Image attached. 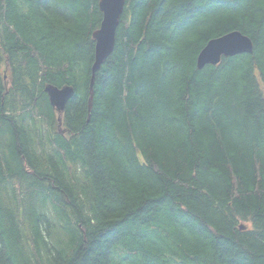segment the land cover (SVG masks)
I'll list each match as a JSON object with an SVG mask.
<instances>
[{"label":"trees","instance_id":"obj_1","mask_svg":"<svg viewBox=\"0 0 264 264\" xmlns=\"http://www.w3.org/2000/svg\"><path fill=\"white\" fill-rule=\"evenodd\" d=\"M99 3L0 0V264H264V0H126L89 111Z\"/></svg>","mask_w":264,"mask_h":264},{"label":"water","instance_id":"obj_2","mask_svg":"<svg viewBox=\"0 0 264 264\" xmlns=\"http://www.w3.org/2000/svg\"><path fill=\"white\" fill-rule=\"evenodd\" d=\"M125 5L126 0H100L99 6L103 13V19L100 28L93 34L96 41V61L93 65V75L90 80V108L93 103L95 75L105 60L114 51L117 29L120 25ZM253 50L254 42L252 38L240 30H233L207 42L199 52L197 60L198 66L200 69H203L209 64L217 65L221 62L223 57L252 53ZM45 91L49 97L50 103L59 114V122L61 125V115L67 102L74 95V88L72 86H64L60 88L53 85H47ZM241 227L243 228L244 226L242 225Z\"/></svg>","mask_w":264,"mask_h":264},{"label":"rangeland","instance_id":"obj_3","mask_svg":"<svg viewBox=\"0 0 264 264\" xmlns=\"http://www.w3.org/2000/svg\"><path fill=\"white\" fill-rule=\"evenodd\" d=\"M5 65V64H4ZM7 66V65H6ZM43 126L45 127H47V123L46 122H43ZM55 129V124H54V126H53V130ZM45 131L46 132H48V129H45ZM7 204H9L7 207H9V208H11L12 210H14V211H16V212H14L15 214H16V216L19 218V223H27V222H29L30 221V218L28 217V218H25L24 216H23V213H21V212H19V211H17V209H18V206H19V203H17V201H16V203L17 204H11V203H9V202H6ZM20 207V206H19Z\"/></svg>","mask_w":264,"mask_h":264},{"label":"bare ground","instance_id":"obj_4","mask_svg":"<svg viewBox=\"0 0 264 264\" xmlns=\"http://www.w3.org/2000/svg\"><path fill=\"white\" fill-rule=\"evenodd\" d=\"M94 34V33H93ZM94 37V36H93ZM95 49H96V46H95ZM199 55V54H198ZM197 60H198V56H197ZM95 61H96V59L94 60V63H93V65L95 64ZM197 66H198V62H197ZM198 68H199V66H198ZM92 69H93V66H92ZM200 69V68H199ZM99 71V70H98ZM97 71V72H98ZM92 75H93V70H92ZM92 75H91V77H92ZM95 83V82H94ZM95 86V85H94ZM89 88H90V86H89ZM90 90V89H89ZM90 92V91H89ZM94 96V95H93ZM92 105H93V103H92ZM88 106H89V100H88ZM92 108V107H91ZM91 108L89 107V111L91 110Z\"/></svg>","mask_w":264,"mask_h":264}]
</instances>
